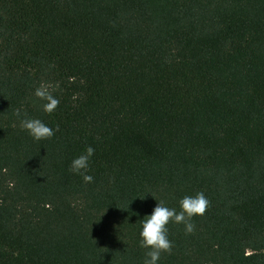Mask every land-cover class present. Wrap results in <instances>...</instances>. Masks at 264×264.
<instances>
[{
    "label": "trees",
    "instance_id": "obj_1",
    "mask_svg": "<svg viewBox=\"0 0 264 264\" xmlns=\"http://www.w3.org/2000/svg\"><path fill=\"white\" fill-rule=\"evenodd\" d=\"M196 192L157 264H264V0H0V264H143V216Z\"/></svg>",
    "mask_w": 264,
    "mask_h": 264
},
{
    "label": "clouds",
    "instance_id": "obj_2",
    "mask_svg": "<svg viewBox=\"0 0 264 264\" xmlns=\"http://www.w3.org/2000/svg\"><path fill=\"white\" fill-rule=\"evenodd\" d=\"M51 84L41 83L34 89L33 95L41 101V108L46 113H51L59 103L51 92ZM21 116L19 111L16 112ZM20 126L34 140H41L51 137L53 129L46 125L39 118L23 116L20 119ZM94 149L89 146L85 152L74 157L69 165V170L80 175L84 182H91L93 177L85 174L89 167V160ZM208 201L202 192L194 195H185L179 199V211L176 208L157 202L149 214H145L139 225V245L146 248L143 264H157L160 253L171 249V241L168 239L166 225L169 221L182 223L186 232H191L193 224L191 218L194 215H202L205 212Z\"/></svg>",
    "mask_w": 264,
    "mask_h": 264
}]
</instances>
